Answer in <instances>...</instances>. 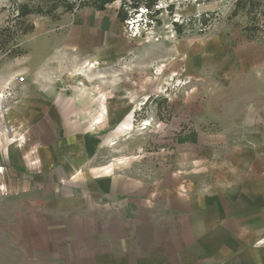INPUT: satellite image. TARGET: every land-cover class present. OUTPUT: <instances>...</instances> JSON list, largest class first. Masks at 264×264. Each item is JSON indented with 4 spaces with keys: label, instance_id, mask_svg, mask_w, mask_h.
Instances as JSON below:
<instances>
[{
    "label": "rangeland",
    "instance_id": "374dc122",
    "mask_svg": "<svg viewBox=\"0 0 264 264\" xmlns=\"http://www.w3.org/2000/svg\"><path fill=\"white\" fill-rule=\"evenodd\" d=\"M236 1L159 0L160 25L133 37L114 23L95 53L94 28L113 23L118 1L101 14L59 9L16 22V6L38 0H0V32L10 27L0 35V177L16 167L8 157L41 153L34 135L47 127L44 113L29 114L32 104L58 110L48 117L59 138L66 131L98 143L87 165L97 170H168L187 142H264V0L252 14L233 16ZM76 16L88 39L79 34L71 50ZM172 22L183 24L180 35ZM39 218L0 183V264H59L30 259L32 244L41 245L32 232Z\"/></svg>",
    "mask_w": 264,
    "mask_h": 264
},
{
    "label": "crops",
    "instance_id": "0c3cea01",
    "mask_svg": "<svg viewBox=\"0 0 264 264\" xmlns=\"http://www.w3.org/2000/svg\"><path fill=\"white\" fill-rule=\"evenodd\" d=\"M118 5L113 23L94 28L95 53L112 25H122ZM87 11L104 12H78ZM81 24V16L71 22V50L79 34L88 39ZM30 110L44 113L47 128L34 135L41 153L8 157L16 167L0 183L40 216L32 232L41 245L32 244L31 260L40 254L59 264H264V142H187L185 155L170 156L168 170H97L87 166L97 142L66 131L61 139L48 117L58 110Z\"/></svg>",
    "mask_w": 264,
    "mask_h": 264
},
{
    "label": "trees",
    "instance_id": "16d2710c",
    "mask_svg": "<svg viewBox=\"0 0 264 264\" xmlns=\"http://www.w3.org/2000/svg\"><path fill=\"white\" fill-rule=\"evenodd\" d=\"M118 1V9L116 11V18L118 22L126 26V22L132 19L139 18L141 32L148 31L153 25H160L161 20L158 15L162 9H156L159 0H38V2L29 6L28 4H19L14 10L13 20L23 21L29 16L49 17L53 18L59 9L63 13H74L83 9H93L97 12L105 11L106 7ZM261 5L260 0H237L234 3L233 16L238 12H245L250 15L255 9ZM174 6L167 5L166 10L172 14ZM212 16V15H211ZM203 25L206 20L202 18ZM21 25V24H20ZM175 33L181 34L183 32V24L172 22ZM22 26H20L21 28ZM10 27L4 28L0 35L3 36ZM33 30V25H27L20 31L21 35L30 33ZM146 103L144 104V106Z\"/></svg>",
    "mask_w": 264,
    "mask_h": 264
},
{
    "label": "built area",
    "instance_id": "2783aa9c",
    "mask_svg": "<svg viewBox=\"0 0 264 264\" xmlns=\"http://www.w3.org/2000/svg\"><path fill=\"white\" fill-rule=\"evenodd\" d=\"M139 21H140L139 18H137V19H132V20L126 22L125 27L128 28V30L131 32L133 37L138 35V31L140 33H142L141 29H140V24H139L140 22Z\"/></svg>",
    "mask_w": 264,
    "mask_h": 264
}]
</instances>
